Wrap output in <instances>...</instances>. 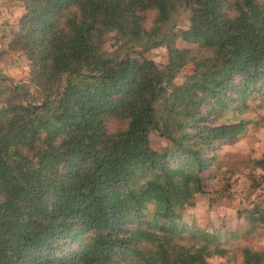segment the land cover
Instances as JSON below:
<instances>
[{"label":"trees","instance_id":"16d2710c","mask_svg":"<svg viewBox=\"0 0 264 264\" xmlns=\"http://www.w3.org/2000/svg\"><path fill=\"white\" fill-rule=\"evenodd\" d=\"M178 3L190 11V27L167 30ZM22 4L0 51V61L22 53L30 66L28 83L0 82V264H212L223 256L204 230L189 232L202 242L183 244L180 220L204 193L215 152L253 122L226 115L243 114L264 90V6ZM111 33L164 45L168 64L110 54ZM178 39L195 48H178ZM189 64L192 73L175 84ZM155 131L168 148H152ZM241 214L251 229H264L263 208ZM242 252L241 264H264V252Z\"/></svg>","mask_w":264,"mask_h":264},{"label":"rangeland","instance_id":"374dc122","mask_svg":"<svg viewBox=\"0 0 264 264\" xmlns=\"http://www.w3.org/2000/svg\"><path fill=\"white\" fill-rule=\"evenodd\" d=\"M1 8H6L7 14L13 16V21L5 28L9 30L0 39H10L17 30L21 16L24 14L22 0H0ZM264 6V0H258ZM2 4V5H1ZM5 10V13H6ZM12 13V14H11ZM11 18H9L10 20ZM8 20V21H9ZM150 26V25H149ZM190 27V11L177 4L170 24L166 29L187 30ZM7 39V40H8ZM177 47L195 48L194 45L178 39ZM104 48L112 55L126 56L130 54L137 61L142 57L154 61L158 66L168 64L167 48L163 46L146 48L142 44H128L117 33L106 36ZM6 46L0 50H5ZM15 59L9 62L10 56ZM2 62L14 67L15 75L5 78L15 84L28 83L30 80V66L22 53H10L4 56ZM193 71V65H187L177 76L175 84L182 85L186 76ZM3 79V80H5ZM234 116L244 117L253 122L234 142L223 144L214 154L217 158L211 168L202 174L204 193L195 197L194 206L186 208L180 220L184 226L183 244L192 245L202 242L189 236V232L196 229L204 230L215 244L226 251L223 256L214 255L209 259L212 264H241L243 250L264 252V229H251L241 213L256 207L264 209V166L259 167L255 161L264 159V90L258 99L250 100V108L238 115L230 112L226 119L234 120ZM151 146L157 151L169 147V142L155 131L150 137ZM150 218V217H149Z\"/></svg>","mask_w":264,"mask_h":264},{"label":"crops","instance_id":"0c3cea01","mask_svg":"<svg viewBox=\"0 0 264 264\" xmlns=\"http://www.w3.org/2000/svg\"><path fill=\"white\" fill-rule=\"evenodd\" d=\"M5 10H6L5 7L1 8V13H0V39L3 36V33L6 34L9 32V30H5V28H7V26L14 20L13 16H9V14H7V10L5 13ZM9 18H11V19L9 20ZM2 48H3V43L1 44V42H0V50ZM13 59H15V55L10 56L9 62L10 61L12 62ZM13 68L14 67L9 66L7 63L0 61V82L5 78H10V77H12V75H15V73L12 70Z\"/></svg>","mask_w":264,"mask_h":264}]
</instances>
